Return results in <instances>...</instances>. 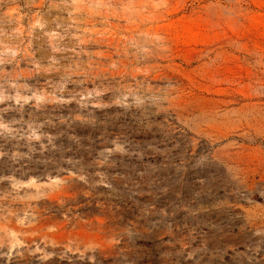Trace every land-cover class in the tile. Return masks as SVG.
Instances as JSON below:
<instances>
[{
    "label": "rangeland",
    "instance_id": "rangeland-1",
    "mask_svg": "<svg viewBox=\"0 0 264 264\" xmlns=\"http://www.w3.org/2000/svg\"><path fill=\"white\" fill-rule=\"evenodd\" d=\"M151 247L264 264V0H0V264Z\"/></svg>",
    "mask_w": 264,
    "mask_h": 264
},
{
    "label": "trees",
    "instance_id": "trees-1",
    "mask_svg": "<svg viewBox=\"0 0 264 264\" xmlns=\"http://www.w3.org/2000/svg\"><path fill=\"white\" fill-rule=\"evenodd\" d=\"M130 132V138H134V139H138L139 138V134L135 133V131H129ZM150 144H153V143H150ZM123 162H128L127 160L125 161V159L123 158L122 159ZM151 246V245H150ZM144 256H147V260H146V263L147 264H162L164 261L159 257V252L156 251L155 249H152V247L150 248V251L148 252H143ZM118 261L117 258L115 257H111V258H108V259H102L100 260V263L101 264H105V263H116ZM50 262L46 261V262H39L38 264H48ZM51 263L53 264H79V262H69V261H66V260H51ZM28 264V263H26ZM81 264V263H80Z\"/></svg>",
    "mask_w": 264,
    "mask_h": 264
}]
</instances>
